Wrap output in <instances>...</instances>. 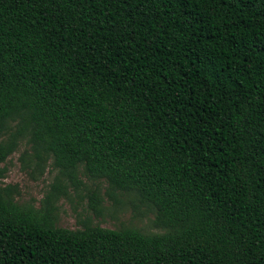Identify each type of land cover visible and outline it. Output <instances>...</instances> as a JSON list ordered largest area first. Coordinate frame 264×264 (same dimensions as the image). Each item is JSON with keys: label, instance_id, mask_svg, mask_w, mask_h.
I'll list each match as a JSON object with an SVG mask.
<instances>
[{"label": "trees", "instance_id": "1", "mask_svg": "<svg viewBox=\"0 0 264 264\" xmlns=\"http://www.w3.org/2000/svg\"><path fill=\"white\" fill-rule=\"evenodd\" d=\"M0 137L163 229L60 228L59 178L41 207L0 187V264H264V0H0Z\"/></svg>", "mask_w": 264, "mask_h": 264}, {"label": "rangeland", "instance_id": "2", "mask_svg": "<svg viewBox=\"0 0 264 264\" xmlns=\"http://www.w3.org/2000/svg\"><path fill=\"white\" fill-rule=\"evenodd\" d=\"M4 139L5 137H0V142ZM27 151L31 152L27 141H24L5 163L0 164V169L4 171L0 187H15L16 201L23 205L34 204L41 207L59 178L66 187V194L61 195L57 203V227L77 230L88 224L108 229L135 227L148 234L163 232V229L155 225V213L140 204L133 195L118 192L121 204L115 207L105 181L88 178L83 169H80L77 175L80 184L75 185L69 176L61 173L52 159L38 168L35 161L30 162L27 156L23 158ZM93 195L102 200L103 211L100 215L90 207Z\"/></svg>", "mask_w": 264, "mask_h": 264}]
</instances>
